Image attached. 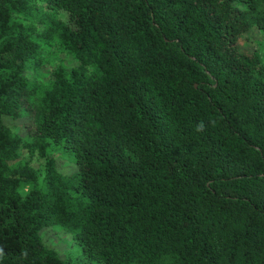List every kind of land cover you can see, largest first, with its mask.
I'll use <instances>...</instances> for the list:
<instances>
[{
    "label": "trees",
    "instance_id": "16d2710c",
    "mask_svg": "<svg viewBox=\"0 0 264 264\" xmlns=\"http://www.w3.org/2000/svg\"><path fill=\"white\" fill-rule=\"evenodd\" d=\"M0 264H264V0H0Z\"/></svg>",
    "mask_w": 264,
    "mask_h": 264
},
{
    "label": "rangeland",
    "instance_id": "374dc122",
    "mask_svg": "<svg viewBox=\"0 0 264 264\" xmlns=\"http://www.w3.org/2000/svg\"><path fill=\"white\" fill-rule=\"evenodd\" d=\"M263 41L262 36L259 34L258 31L253 32V34H251L250 36V40L249 42V47L251 49H257L260 48V44ZM244 47L248 48V44L245 42ZM65 155V156H64ZM61 156V160H60V168L61 170L65 173V174H74L78 171V166L75 163V159L73 156H71L69 153L66 154H59L58 157ZM66 157V158H64ZM50 229H52L56 236L53 237L51 236L49 240H47L51 245L55 246L56 248L59 249V251H61V253H64V251L66 250H70V248L72 247V244L70 242L71 238H66L64 235L60 236V232L58 229L51 227ZM48 231V230H47ZM43 233H46L43 232Z\"/></svg>",
    "mask_w": 264,
    "mask_h": 264
}]
</instances>
